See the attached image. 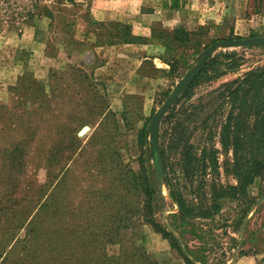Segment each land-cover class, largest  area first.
I'll list each match as a JSON object with an SVG mask.
<instances>
[{
	"label": "rangeland",
	"instance_id": "obj_1",
	"mask_svg": "<svg viewBox=\"0 0 264 264\" xmlns=\"http://www.w3.org/2000/svg\"><path fill=\"white\" fill-rule=\"evenodd\" d=\"M94 2L0 0V246L9 235L16 241L26 239L25 228L33 218H54L52 223L83 218L84 226L92 227L93 218H102L96 226L119 218L125 221L117 231L118 242L103 248L107 259L132 254L133 264H183L181 255L146 223L145 218H151L174 236L185 256L186 250L199 247L195 230L206 242L208 264L220 250L226 251L224 264H264V208L255 211L264 204V181L250 188L255 205L236 234L227 226L239 203L226 204L211 220H182L162 179H156L146 130L151 116L213 42L264 39V0H198L195 19L182 18L171 30L150 23L146 36L139 35L126 16L95 20L90 12ZM74 17L77 25L85 23V41L72 38ZM118 34L131 43L119 41ZM38 41L44 45L36 55L30 42ZM121 45L133 47L120 48L118 56L106 54L108 60L93 51ZM219 52L240 56L241 66L198 87L190 100L264 64V45L220 48L212 57ZM38 69L41 73H35ZM188 128L194 144V124ZM142 129L145 141L140 148ZM197 138L202 143L203 137ZM172 161L168 157V172L188 198L196 186L194 177L191 182L183 179ZM87 165L93 167L83 172L80 166ZM14 177L17 186L10 191L8 181ZM142 178L151 191L150 209L141 192ZM216 178L222 184L232 182L221 172ZM46 201L67 208L43 217ZM74 222L65 223L71 227ZM223 231L235 239L230 251L232 243Z\"/></svg>",
	"mask_w": 264,
	"mask_h": 264
},
{
	"label": "trees",
	"instance_id": "obj_2",
	"mask_svg": "<svg viewBox=\"0 0 264 264\" xmlns=\"http://www.w3.org/2000/svg\"><path fill=\"white\" fill-rule=\"evenodd\" d=\"M120 30L123 34L127 33L125 27ZM176 31L178 28L172 30L171 35ZM117 39L122 43H131L125 35L122 38L119 35ZM242 62L240 56L231 53L219 52L211 57L162 117L158 134L162 181L180 218L211 220L220 214L226 204L239 203V211L227 226L232 234H236L255 205L256 198L250 194V188L264 181V64L221 82L214 88L205 89L195 95L194 100L190 99L195 89L216 82L226 74H234ZM42 98L48 104L49 101L44 96ZM43 109L47 110L46 107ZM165 124L170 127L164 128ZM192 124L194 144L188 128ZM197 136L203 137L202 143L199 144L198 138L195 141ZM144 139L145 131L142 129L137 138L140 148L144 145ZM98 148L101 146L98 145ZM170 156L172 165H175L183 179L191 182L194 177L196 186L193 195L188 198L180 192L177 180L168 172ZM31 157L29 154L27 159L31 160ZM80 167L84 172V169L87 171L93 166ZM219 172L232 182L220 183L216 178ZM17 182L16 177L9 178L10 191L16 188ZM140 187H143L141 192L146 199L145 207L150 209L151 191L145 178H142ZM42 208L45 212L43 217H49L53 211L56 213L54 215L62 214L67 205L59 202L50 206L46 201ZM261 208H264V204L258 205L255 211L259 212ZM53 219L33 218L27 224L28 228H25L26 239L16 241L10 235L3 238L0 256L6 248L9 250L0 264H133L132 254L109 260L103 251L104 246L118 242L117 231L125 220L111 218L108 223L96 226L102 218H93L92 227L84 226L83 218H76V222L71 218L63 219L57 223H52ZM145 219L154 232L181 255L183 264H208L206 242L202 236L195 234V230L194 238L199 247L192 251L186 250L187 257L181 253L176 239L165 227L151 218ZM69 221L74 222L71 227L65 223ZM115 221L120 224L113 226ZM12 227L17 229L18 225ZM222 233L232 243L228 248L230 251L234 248L235 239L225 231ZM225 258L226 251L220 250L211 261L213 264H224Z\"/></svg>",
	"mask_w": 264,
	"mask_h": 264
},
{
	"label": "crops",
	"instance_id": "obj_3",
	"mask_svg": "<svg viewBox=\"0 0 264 264\" xmlns=\"http://www.w3.org/2000/svg\"><path fill=\"white\" fill-rule=\"evenodd\" d=\"M74 2L83 3L85 0H73ZM95 5L90 7V12L94 16L95 20H102L103 16H108V19L127 17L130 20V24L140 33L141 36H146L148 31V25L150 23L160 24L161 28L173 29L183 23L184 20L195 19L200 13L197 14L198 8H194L198 0H94ZM151 2V5L145 6V3ZM193 2H196L195 4ZM148 4V3H147ZM149 8L146 11L145 8ZM196 9V10H195ZM188 18V19H187ZM74 19V21H73ZM72 19L73 25H70L72 32V38L78 41H85L86 36H84V24L77 25V20L75 17ZM147 23H145V21ZM144 21V22H143ZM82 23V21H80ZM137 34V33H136ZM85 39V40H84ZM44 43L41 41L30 42L31 51L38 55L39 52L43 50ZM128 47H133L131 45H121V46H109V47H96L93 51L99 53L100 58L107 59L106 54L117 55L119 49H124ZM142 47V46H141ZM116 48V50H114ZM20 49V48H19ZM112 49V50H111ZM136 51V50H134ZM118 56V55H117ZM98 57V58H99ZM122 57H127L122 55ZM104 64H107L105 60ZM41 73V70L35 71V73ZM39 77V75H37Z\"/></svg>",
	"mask_w": 264,
	"mask_h": 264
},
{
	"label": "water",
	"instance_id": "obj_4",
	"mask_svg": "<svg viewBox=\"0 0 264 264\" xmlns=\"http://www.w3.org/2000/svg\"><path fill=\"white\" fill-rule=\"evenodd\" d=\"M264 45V39L248 38L240 40H218L208 46L201 54L197 62L181 78L177 86L170 92L166 100L151 116L147 125V140L150 158L155 170L156 179H162V170L159 157L158 128L162 117L166 114L184 88L192 81L202 66L212 57L213 53L220 48H236ZM176 206V205H175Z\"/></svg>",
	"mask_w": 264,
	"mask_h": 264
},
{
	"label": "bare ground",
	"instance_id": "obj_5",
	"mask_svg": "<svg viewBox=\"0 0 264 264\" xmlns=\"http://www.w3.org/2000/svg\"><path fill=\"white\" fill-rule=\"evenodd\" d=\"M163 187V186H162Z\"/></svg>",
	"mask_w": 264,
	"mask_h": 264
}]
</instances>
